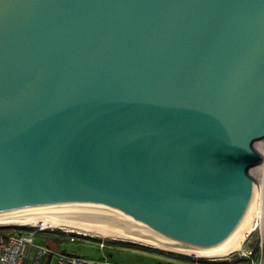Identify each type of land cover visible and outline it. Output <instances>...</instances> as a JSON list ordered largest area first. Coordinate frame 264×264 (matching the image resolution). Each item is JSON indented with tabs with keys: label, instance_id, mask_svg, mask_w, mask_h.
Here are the masks:
<instances>
[{
	"label": "water",
	"instance_id": "water-1",
	"mask_svg": "<svg viewBox=\"0 0 264 264\" xmlns=\"http://www.w3.org/2000/svg\"><path fill=\"white\" fill-rule=\"evenodd\" d=\"M264 138V0H0V214L235 242Z\"/></svg>",
	"mask_w": 264,
	"mask_h": 264
},
{
	"label": "bare ground",
	"instance_id": "bare-ground-1",
	"mask_svg": "<svg viewBox=\"0 0 264 264\" xmlns=\"http://www.w3.org/2000/svg\"><path fill=\"white\" fill-rule=\"evenodd\" d=\"M255 149L261 155V160L258 164L250 168V172L256 177V198L253 215L244 229L243 233L239 238L223 247L214 248H202L185 245H177L173 243L164 242L162 240L150 239L140 237L136 235L121 233L109 229H104L84 223H78L73 221L61 220L50 217L32 216L33 211L30 215H18L15 214H0V225L2 224H16V225H27L36 226L38 228H59L67 231L81 232L84 234H91L101 238L109 239H128L137 241L143 244L151 245L160 249L172 251L179 254L191 255L194 257L201 258H223L234 252L241 250L245 244L247 237L254 231L259 225L264 222V139L255 141Z\"/></svg>",
	"mask_w": 264,
	"mask_h": 264
},
{
	"label": "built area",
	"instance_id": "built-area-1",
	"mask_svg": "<svg viewBox=\"0 0 264 264\" xmlns=\"http://www.w3.org/2000/svg\"><path fill=\"white\" fill-rule=\"evenodd\" d=\"M253 177L257 181L254 175ZM255 230H257L255 247L248 246L235 252L239 253V257L234 256L235 253H232L223 258H214L210 264H264V222ZM69 239L74 240V237L70 236ZM104 244V240L102 239L99 242V246L103 248ZM0 264L126 263H116L106 258H88L65 254L55 250L48 243L37 240L34 228L25 227L24 225L2 224L0 225Z\"/></svg>",
	"mask_w": 264,
	"mask_h": 264
},
{
	"label": "rangeland",
	"instance_id": "rangeland-1",
	"mask_svg": "<svg viewBox=\"0 0 264 264\" xmlns=\"http://www.w3.org/2000/svg\"><path fill=\"white\" fill-rule=\"evenodd\" d=\"M264 139V138H261ZM257 139L255 141H258ZM254 142V147H255ZM23 226V225H22ZM25 227L34 228L36 230V239L47 242L55 250L81 257L88 258H106L116 263H150L154 261V257H161L165 255L186 257L191 260L204 259V262H211L212 259L194 257L191 255L179 254L172 251L160 249L151 245L143 244L137 241L128 239H109L101 238L91 234H84L81 232L67 231L59 228H38L36 226ZM70 236L74 240H70ZM257 238V230L252 231L250 237L246 239L244 247H255ZM104 240V247L99 246V242ZM235 253V252H234ZM239 253L234 256L239 257ZM202 262V264L204 263Z\"/></svg>",
	"mask_w": 264,
	"mask_h": 264
},
{
	"label": "crops",
	"instance_id": "crops-1",
	"mask_svg": "<svg viewBox=\"0 0 264 264\" xmlns=\"http://www.w3.org/2000/svg\"><path fill=\"white\" fill-rule=\"evenodd\" d=\"M135 264H202L199 260H191L186 257H178V256H170V255H163L161 257H154V261H151L150 263H135ZM203 264H210L203 263Z\"/></svg>",
	"mask_w": 264,
	"mask_h": 264
},
{
	"label": "trees",
	"instance_id": "trees-1",
	"mask_svg": "<svg viewBox=\"0 0 264 264\" xmlns=\"http://www.w3.org/2000/svg\"><path fill=\"white\" fill-rule=\"evenodd\" d=\"M47 243V242H46ZM239 260H243V259H239ZM199 261L200 262H204V261H206V260H204V259H199ZM204 263H207V262H204Z\"/></svg>",
	"mask_w": 264,
	"mask_h": 264
}]
</instances>
